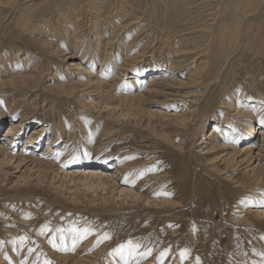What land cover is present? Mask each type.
<instances>
[{
  "label": "rangeland",
  "instance_id": "rangeland-1",
  "mask_svg": "<svg viewBox=\"0 0 264 264\" xmlns=\"http://www.w3.org/2000/svg\"><path fill=\"white\" fill-rule=\"evenodd\" d=\"M9 1L0 147L16 135L15 156L72 144L75 158L48 174L0 164V264H264V135L248 133L264 131V0ZM158 73L165 92L145 94ZM92 172L99 187L80 182Z\"/></svg>",
  "mask_w": 264,
  "mask_h": 264
},
{
  "label": "bare ground",
  "instance_id": "bare-ground-1",
  "mask_svg": "<svg viewBox=\"0 0 264 264\" xmlns=\"http://www.w3.org/2000/svg\"><path fill=\"white\" fill-rule=\"evenodd\" d=\"M10 3V1L9 0H0V5H2V7H5L6 5V3ZM3 5H5V6H3ZM9 5V4H8ZM84 19V18H83ZM81 20V19H80ZM86 20V19H85ZM95 25V24H94ZM86 26V25H85ZM92 27V26H91ZM108 27V26H107ZM133 27V26H132ZM116 28V27H115ZM138 30V29H137ZM96 34V33H95ZM131 36V35H130ZM79 38V37H78ZM150 38V37H149ZM73 40V39H72ZM117 41V40H116ZM89 42V41H88ZM178 42H180V41H178ZM62 43V42H61ZM112 43V42H111ZM181 43V42H180ZM152 44V43H151ZM176 44V43H175ZM87 45V44H86ZM101 45V44H100ZM180 46V45H179ZM175 47V46H174ZM80 49V48H79ZM142 49V48H141ZM175 49V48H174ZM180 49V48H179ZM104 50V49H103ZM189 50V49H188ZM206 50V49H205ZM106 52V59H105V61H107L108 59H109V57H110V50H107V51H105ZM174 52H175V56H176V54H178V53H181V52H184V50H182V48H181V50H174ZM83 53V52H82ZM112 53V52H111ZM187 54H189V53H187ZM191 54V53H190ZM117 55V54H116ZM29 56V55H28ZM104 57V56H103ZM183 58V57H182ZM199 59V58H198ZM159 61V60H158ZM162 61V60H161ZM172 61V60H171ZM29 62V61H28ZM163 62V61H162ZM161 62V63H162ZM27 63V62H26ZM30 63V62H29ZM28 63V64H29ZM189 64V63H188ZM160 65V64H159ZM104 66V65H103ZM102 66V67H103ZM187 66V65H186ZM204 66V65H203ZM202 68V67H201ZM12 72V71H11ZM203 73V72H202ZM7 74V73H6ZM101 75V74H100ZM119 75V74H118ZM162 75V73H158V74H156L155 76H152L151 78H150V81H149V87L146 89V90H144L143 92L145 93V94H147V95H162V93L163 92H165V85L162 83V82H160L159 80L162 78V77H160V78H158L157 76H161ZM19 76H20V74H19ZM17 77L16 79H11L10 81H8V82H10L11 84H15V83H17V81H19L21 84L22 83H26V85L29 87V85L30 84H28L29 82H28V79L25 77V78H20V77ZM139 78V77H138ZM1 80V79H0ZM17 80V81H16ZM32 81H33V79H32ZM138 81V80H137ZM139 82V81H138ZM98 84H99V86H102V87H104L105 85H104V83L102 82V81H98ZM12 86V85H11ZM11 86H9V87H11ZM110 88V87H109ZM23 89V88H22ZM114 88H111V90H113ZM123 89V88H122ZM27 90V89H26ZM30 90V89H29ZM167 90H169V89H167ZM119 91V90H118ZM26 92V91H25ZM70 93H71V90H70ZM172 93H170L169 95H171ZM71 95H73V94H71ZM11 96V95H10ZM23 97V96H22ZM233 97V96H232ZM232 97H230L231 99L230 100H232ZM234 98V97H233ZM107 99H109V98H107ZM124 99H127V98H124ZM188 100H190V99H188ZM194 101V100H193ZM237 101V100H236ZM236 101L234 100V101H232V103L234 102V104H231V102H229V104H228V107L230 108V110H232V109H234V107L235 108H237V110L239 109L237 106L238 105H236ZM18 102V101H17ZM126 102V101H125ZM125 102H123V103H125ZM226 103V102H225ZM257 103V102H256ZM110 104V103H109ZM191 104V103H190ZM247 104V103H246ZM123 105V104H122ZM130 105V104H129ZM227 105V104H226ZM262 105V104H261ZM124 106V105H123ZM128 106V105H127ZM122 107V106H121ZM126 107V106H125ZM256 107V106H255ZM108 108V107H107ZM134 108V107H133ZM36 109V108H35ZM41 109V108H40ZM125 108H123V110H124ZM225 109H227V108H225ZM13 110H15V107H13ZM38 110V109H37ZM122 110V109H121ZM127 110H129V109H127ZM34 112V111H33ZM246 112V111H245ZM253 113V112H252ZM126 114H127V112H126ZM44 115V114H43ZM236 115H238V118H241L242 116H244L245 115V113L243 112L242 113V111L241 112H239L238 111V113L236 114ZM256 115V114H255ZM258 115H260V116H262L261 115V111H259L258 112ZM257 116V115H256ZM29 114H25V115H23V120L20 122V124H19V126H15L16 124H14L13 122L11 123V125H10V131L7 133V134H13V133H15L17 130H19V128L20 127H22V126H24L25 125V123H26V121H28V119H29ZM186 116H184L183 114L182 115H180L179 117H178V119L177 120H181V121H183V122H185L188 118L186 117ZM258 117V116H257ZM244 118V117H243ZM254 118H256V117H254ZM262 119V118H261ZM264 119V118H263ZM221 120L222 121H225V120H227V119H225L223 116H222V118H221ZM239 121V120H238ZM259 123L256 125V124H254V123H252L251 125H250V127H249V129H248V133H256V135H257V137H258V134H259V132L261 131V135H264V131H263V129L262 128H260L259 126L260 125H262V122H261V120L260 121H258ZM28 123V122H27ZM40 123V122H39ZM234 123V122H233ZM243 124V123H242ZM221 125V124H220ZM263 126V125H262ZM56 127V126H55ZM59 127V126H58ZM84 127V126H83ZM259 127V128H258ZM42 128V127H41ZM87 128V127H86ZM189 128V127H188ZM40 129V128H39ZM43 129V128H42ZM60 129V128H59ZM64 129V128H63ZM85 129V128H84ZM221 129V128H220ZM9 130V129H8ZM37 130V129H36ZM41 130V129H40ZM45 130V129H44ZM43 130V131H44ZM54 130V129H53ZM56 130H58V129H56ZM87 130V129H86ZM89 130V129H88ZM24 131V130H23ZM59 131H61V130H59ZM258 131V132H257ZM40 131H38V133H39ZM56 132V131H55ZM66 132V131H65ZM87 132V131H86ZM52 133H53V131H52ZM57 133V132H56ZM61 133V132H60ZM89 133V132H88ZM214 134V136L215 137H213V136H210V137H213V140L211 141V144H213V147L217 144V143H219V141H218V139L216 138V137H221V138H225L223 135L224 134H222V133H220V131H219V129H218V125H215V129H214V132H213ZM223 133H224V131H223ZM63 134V133H62ZM69 134H70V132H69ZM57 135V134H56ZM61 135V134H60ZM64 136H65V134H63ZM8 136V135H7ZM19 137V136H18ZM21 137V136H20ZM62 137V136H61ZM71 137H69V139H70ZM93 138V137H92ZM89 139V138H88ZM231 139H233V140H235L236 139V136H234V135H231ZM16 140H18V138H17V136L16 135H14V136H9V138H7L6 140H4V142L3 143H5L2 147H0V156H2V158L3 159H0V164L3 166V165H7V164H9V163H11L12 161H14V159H16L15 160V163H18V164H22L24 161H25V164H24V166L25 165H30L29 166V168L30 167H32V166H34L33 167V169H37L38 168V173L40 172V174H43V173H46V174H48L49 172H53V171H59L60 169H62V168H65V166L66 165H68V163L70 162V159L73 161L74 160V158H75V156H73L72 155V144H67V145H65V147H66V150L64 151V149H63V151L62 152H58V154H56L55 153V151H54V153H51V145L53 146V144H49L48 146H47V150H45L46 152H45V156H40L39 158L38 157H36L35 156V154H31L30 156H27L26 154L24 155V154H19V155H17V156H15L13 153H14V148H12L11 146H13L14 145V143H15V141ZM37 140H38V136H37V133L35 134H33L32 136H30L29 137V142H28V145H32V144H34V143H37ZM56 140V139H55ZM55 140H53V142H56ZM254 140H256V138H253V137H249L248 136V139L247 140H245V141H247V145H246V147L244 148V150H243V152L242 151H235L234 152V157L236 158H239V157H244L245 156V160L248 158V157H250V156H252V151H253V149H252V147L250 146V144L252 145L254 142ZM263 140V139H262ZM39 141V140H38ZM87 141V140H86ZM89 141V140H88ZM250 141V142H249ZM217 142V143H216ZM252 142V143H251ZM39 143V142H38ZM65 143V142H64ZM250 143V144H249ZM18 144V143H17ZM88 144V143H87ZM42 145V144H41ZM54 145H56V144H54ZM249 145V146H248ZM30 147V146H29ZM40 147V146H39ZM264 148V147H263ZM76 149V148H75ZM35 152V151H34ZM25 153H27V152H25ZM33 153V152H32ZM85 153V152H84ZM137 153V152H136ZM42 155V154H41ZM44 155V154H43ZM242 155H244V156H242ZM39 156V155H38ZM70 156H71V158H70ZM58 157L60 158L59 159V161H57V159H58ZM70 158V159H69ZM53 160V161H52ZM130 161V160H129ZM79 162H81V163H89L90 161L87 159V160H80ZM232 163H235L234 164V166L235 165H238L239 164V162H238V160H233L232 161ZM70 164H71V162H70ZM94 164V163H93ZM243 164V163H242ZM23 166V167H24ZM136 166V164L135 165H133V164H128V165H126V166H124L123 167V170H126V169H131V170H133V173H134V167ZM137 166H139V165H137ZM145 166V165H144ZM233 166V165H232ZM108 169V168H107ZM97 170V169H96ZM140 170V169H139ZM118 172V171H117ZM87 173V171L85 172V174ZM83 175L82 176V179H80V182H81V180H85V181H89V180H91V187H93V188H95V187H99V185L101 184H99V185H96L95 183H93L92 182V180L94 179V178H97L98 179V181L99 182H101V180H102V175L101 174H98L97 172H92V174H90V175ZM136 174V173H135ZM140 174V173H139ZM69 175V174H68ZM73 176V175H72ZM75 176V175H74ZM67 177V176H66ZM143 177V176H142ZM91 178H93V179H91ZM149 178V177H148ZM75 179V178H74ZM108 179V178H107ZM83 180V181H84ZM110 180V179H109ZM97 182V181H96ZM98 182V183H99ZM82 184H84V183H82ZM81 184V185H82ZM110 184V183H109ZM140 184H142V185H146V183L143 181L142 183H140ZM74 185V184H73ZM103 185H104V183H103ZM106 185V184H105ZM151 185V184H150ZM132 186V185H131ZM100 187H102V186H100ZM92 189V188H91ZM98 190H99V188H97ZM153 189V188H152ZM78 191V190H77ZM123 192V191H122ZM128 197V196H127ZM144 197L146 198V200H148V199H150L151 197L150 196H148V195H144ZM79 203V202H78ZM78 255V254H77ZM83 258V257H82ZM86 258H88V257H86ZM81 259V258H80ZM89 259V258H88ZM68 260V258L67 257H65L64 258V262H66ZM75 262H77L78 264H87L88 262L86 261V260H77V261H75Z\"/></svg>",
  "mask_w": 264,
  "mask_h": 264
},
{
  "label": "snow or ice",
  "instance_id": "snow-or-ice-1",
  "mask_svg": "<svg viewBox=\"0 0 264 264\" xmlns=\"http://www.w3.org/2000/svg\"><path fill=\"white\" fill-rule=\"evenodd\" d=\"M72 231H73V232H75V233H77L78 235L80 234V230H79V229H77V228H75V227H73ZM88 233H89V229H84V230H83V235H84V236H87V235H88ZM104 238H105V239H107L108 237H107V236H105ZM127 247H129V249H131V248H132L131 241H129V242H128V246H127ZM137 247H138V246H137ZM124 248H125V246H124V245H121L120 249H118L117 251H120V252H122ZM129 254H132V253H131V251H130V253H129ZM181 255H182V256H184V255H185V253H181ZM261 255H264V253H262Z\"/></svg>",
  "mask_w": 264,
  "mask_h": 264
}]
</instances>
